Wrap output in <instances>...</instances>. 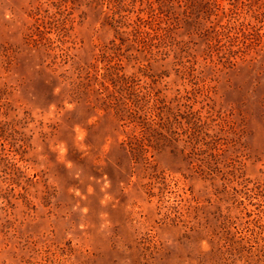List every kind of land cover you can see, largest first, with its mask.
<instances>
[{
  "label": "rangeland",
  "instance_id": "374dc122",
  "mask_svg": "<svg viewBox=\"0 0 264 264\" xmlns=\"http://www.w3.org/2000/svg\"><path fill=\"white\" fill-rule=\"evenodd\" d=\"M0 264H264V0H0Z\"/></svg>",
  "mask_w": 264,
  "mask_h": 264
}]
</instances>
